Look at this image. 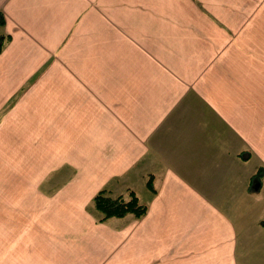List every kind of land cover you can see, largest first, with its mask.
Wrapping results in <instances>:
<instances>
[{
  "label": "crops",
  "instance_id": "crops-1",
  "mask_svg": "<svg viewBox=\"0 0 264 264\" xmlns=\"http://www.w3.org/2000/svg\"><path fill=\"white\" fill-rule=\"evenodd\" d=\"M0 14V153L77 170L36 197L0 184V264H264V0ZM104 189L133 190L146 215L100 222Z\"/></svg>",
  "mask_w": 264,
  "mask_h": 264
},
{
  "label": "rangeland",
  "instance_id": "rangeland-1",
  "mask_svg": "<svg viewBox=\"0 0 264 264\" xmlns=\"http://www.w3.org/2000/svg\"><path fill=\"white\" fill-rule=\"evenodd\" d=\"M48 155H51L48 157ZM60 159H56L54 153H0V184L9 181L15 186L13 190L18 199L23 192L22 184H30L34 187L30 192L50 194L55 192L54 186L71 180L76 175V169L70 165H57ZM29 182V183H27ZM47 182L46 189H37L38 183ZM6 185V184H5ZM0 189V193L6 192ZM107 190V189H106ZM112 198H130L129 193L133 190L112 191L107 190ZM116 192H119L118 194ZM134 192V191H133ZM97 211V210H96ZM97 216V213H95ZM101 216H98L100 219Z\"/></svg>",
  "mask_w": 264,
  "mask_h": 264
},
{
  "label": "trees",
  "instance_id": "trees-1",
  "mask_svg": "<svg viewBox=\"0 0 264 264\" xmlns=\"http://www.w3.org/2000/svg\"><path fill=\"white\" fill-rule=\"evenodd\" d=\"M0 23L4 24V18L0 14ZM10 36H0V52L5 48V46L10 42ZM260 173H258L252 181L251 189L252 192H257L260 190L261 182L259 179ZM150 187L152 185L149 183ZM106 189L101 190L94 197V207L100 214V222H105L110 218H122L129 214L136 216V218H142L147 213V206L142 205L135 192L131 191L129 193L130 198H112L108 195Z\"/></svg>",
  "mask_w": 264,
  "mask_h": 264
}]
</instances>
